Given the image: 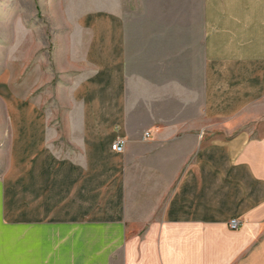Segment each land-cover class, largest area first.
I'll return each instance as SVG.
<instances>
[{
    "label": "crops",
    "instance_id": "0c3cea01",
    "mask_svg": "<svg viewBox=\"0 0 264 264\" xmlns=\"http://www.w3.org/2000/svg\"><path fill=\"white\" fill-rule=\"evenodd\" d=\"M74 25L60 155L15 117L0 264H264V0H105Z\"/></svg>",
    "mask_w": 264,
    "mask_h": 264
},
{
    "label": "rangeland",
    "instance_id": "374dc122",
    "mask_svg": "<svg viewBox=\"0 0 264 264\" xmlns=\"http://www.w3.org/2000/svg\"><path fill=\"white\" fill-rule=\"evenodd\" d=\"M104 5L105 0H0V191L18 112L37 114L60 155V106L69 91L60 84L77 63L69 56L67 32L79 15Z\"/></svg>",
    "mask_w": 264,
    "mask_h": 264
},
{
    "label": "built area",
    "instance_id": "2783aa9c",
    "mask_svg": "<svg viewBox=\"0 0 264 264\" xmlns=\"http://www.w3.org/2000/svg\"><path fill=\"white\" fill-rule=\"evenodd\" d=\"M111 148L112 150L118 151V152H122L125 150L126 148V137L124 136H117L112 144H111ZM230 226L232 228H238L239 226V220L236 218H233L232 220H230Z\"/></svg>",
    "mask_w": 264,
    "mask_h": 264
}]
</instances>
